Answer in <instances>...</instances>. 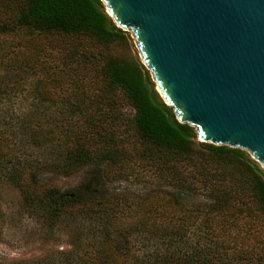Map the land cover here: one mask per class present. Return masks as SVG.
<instances>
[{
	"label": "trees",
	"instance_id": "obj_1",
	"mask_svg": "<svg viewBox=\"0 0 264 264\" xmlns=\"http://www.w3.org/2000/svg\"><path fill=\"white\" fill-rule=\"evenodd\" d=\"M50 34L73 42L43 43ZM125 37L100 0H0V182L50 227L87 219L59 264H264V170L197 141L137 56L87 48ZM20 94L26 109L7 103ZM135 163L154 185L112 188ZM44 170L81 178L63 190Z\"/></svg>",
	"mask_w": 264,
	"mask_h": 264
},
{
	"label": "water",
	"instance_id": "obj_2",
	"mask_svg": "<svg viewBox=\"0 0 264 264\" xmlns=\"http://www.w3.org/2000/svg\"><path fill=\"white\" fill-rule=\"evenodd\" d=\"M196 139L264 170V0H100Z\"/></svg>",
	"mask_w": 264,
	"mask_h": 264
},
{
	"label": "rangeland",
	"instance_id": "obj_3",
	"mask_svg": "<svg viewBox=\"0 0 264 264\" xmlns=\"http://www.w3.org/2000/svg\"><path fill=\"white\" fill-rule=\"evenodd\" d=\"M73 38L56 34L40 37L43 43L59 45L72 43ZM88 47L93 49L92 53L95 55L99 53L104 59L124 60L137 56L141 62L135 42L127 34L125 38L116 39L112 43L101 46L88 45ZM30 101L31 98L26 94H20L11 96L7 103L14 109H26ZM120 108L128 117L133 113V109L124 100ZM245 152L248 154L247 151ZM132 170L135 176L133 175L127 181H115L112 188L127 189L134 194L143 190L147 191L154 185V180L152 181L149 173H145V168L135 163ZM141 172L143 175L147 174L146 177H150L147 180L149 183L146 182L147 186L139 180ZM80 178V173L66 176L52 170H44L41 175V180L51 182L63 190L75 185ZM76 224L79 226L89 222L87 219H80L73 224L71 220H62L50 227L38 216L29 213L20 202V196L15 188L0 182V264H59L65 259V253L71 252L77 232H81L77 230ZM144 247V244L138 242L134 245L136 250L145 249Z\"/></svg>",
	"mask_w": 264,
	"mask_h": 264
}]
</instances>
